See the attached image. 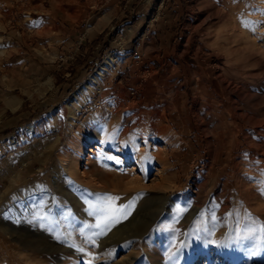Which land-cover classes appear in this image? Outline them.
Here are the masks:
<instances>
[{
	"label": "rangeland",
	"instance_id": "1",
	"mask_svg": "<svg viewBox=\"0 0 264 264\" xmlns=\"http://www.w3.org/2000/svg\"><path fill=\"white\" fill-rule=\"evenodd\" d=\"M101 1H94L97 13ZM154 4L159 17L148 12ZM118 6L101 35L82 45L79 35L48 72L68 114L65 105L96 81L118 31L136 27L138 36L159 21L164 34L153 43L169 57L152 58L154 66L147 58L123 76L145 114L136 121L127 106L108 109L90 97L75 123L62 122L60 138L31 163L32 184L0 206V242L15 247H0V264H118L127 257L130 264H264V67L255 64L264 62V0ZM8 8H0V20L11 16ZM11 31L21 28L0 22V38ZM45 80L20 92L40 95ZM33 107L27 101L19 113ZM108 196L126 215L102 222Z\"/></svg>",
	"mask_w": 264,
	"mask_h": 264
},
{
	"label": "crops",
	"instance_id": "2",
	"mask_svg": "<svg viewBox=\"0 0 264 264\" xmlns=\"http://www.w3.org/2000/svg\"><path fill=\"white\" fill-rule=\"evenodd\" d=\"M9 1L7 3L1 0L0 8L9 7L6 13H11V16L0 20L1 25L17 26L21 31H11L8 36L2 35L0 38L3 46L0 48V206L8 200V195L20 193V187L32 184L30 176L35 171L31 163L39 148L45 149V146L59 139L62 122L75 123L77 110L83 108L90 97L105 102L103 106L108 109L127 106L131 109L130 113L140 117L136 121L142 119L145 111L139 110V102V105L135 104L136 90L131 88L129 91L128 85L123 87V76L128 73L136 74L137 67L144 66L147 58L152 60L150 63L154 66L159 61L153 59L169 57L170 54L166 53L171 52H162L153 43L162 39L164 34L159 21L151 24L147 31L138 36H135V31L139 29L136 27L118 31L115 42L105 48L107 55L101 66L97 67L96 81L90 80V85L71 97L70 103L65 105L69 108V113L64 114L57 96L59 87L48 72L50 68H54L50 64L54 59L70 53L75 44H78L79 35L84 34L80 45L84 43V39L101 35L119 15L118 0H102L98 13L93 6L95 0H21V6L15 4L16 0ZM160 7L159 4H154L149 7L148 12L159 17L162 11ZM144 16L148 22L150 14L144 13ZM84 18L87 19L82 20ZM80 22L83 28H79ZM173 31L170 28V32ZM137 38H140V42L136 46ZM135 54L141 56L139 62L133 61ZM172 69L174 71L175 68ZM175 77H172V82ZM44 80L45 83L38 90L40 95L20 92L26 83ZM55 90L47 97L48 103H39L38 100L44 99L45 92ZM128 92L129 96L126 94ZM27 101L34 106L31 112H28L29 115L19 113L26 107ZM46 106L49 107L47 110L42 109ZM3 242H0V247L4 250L15 251V247L5 238Z\"/></svg>",
	"mask_w": 264,
	"mask_h": 264
},
{
	"label": "snow or ice",
	"instance_id": "3",
	"mask_svg": "<svg viewBox=\"0 0 264 264\" xmlns=\"http://www.w3.org/2000/svg\"><path fill=\"white\" fill-rule=\"evenodd\" d=\"M116 197L108 196L102 209V222H111L118 220L122 215H126L122 208L116 206Z\"/></svg>",
	"mask_w": 264,
	"mask_h": 264
},
{
	"label": "bare ground",
	"instance_id": "4",
	"mask_svg": "<svg viewBox=\"0 0 264 264\" xmlns=\"http://www.w3.org/2000/svg\"><path fill=\"white\" fill-rule=\"evenodd\" d=\"M259 53H260V55H262V56H264V51H259ZM252 56L254 57V55L252 54ZM255 64L256 65H258V66H261L262 65V67H264V62L263 61H261V60H256L255 61ZM126 135V134H125ZM138 170V169H137ZM136 169H133V171L132 172H136L137 171ZM152 195V194H151ZM147 198V197H146ZM139 200V199H138ZM142 200V199H141ZM151 200H152V196H151V199H148V201L149 202H151ZM146 201V200H145ZM142 202V201H141ZM148 203V202H147ZM144 205V204H143ZM206 258V257H205ZM131 257L128 259V257L127 258H123V259H121L119 262H118V264H130L131 263ZM208 259H202V260H198L197 261V263L196 264H208ZM217 263V262H216ZM115 264V263H114ZM195 264V263H194Z\"/></svg>",
	"mask_w": 264,
	"mask_h": 264
},
{
	"label": "built area",
	"instance_id": "5",
	"mask_svg": "<svg viewBox=\"0 0 264 264\" xmlns=\"http://www.w3.org/2000/svg\"><path fill=\"white\" fill-rule=\"evenodd\" d=\"M141 60V56L139 55V54H135L134 56H133V61H135V62H139Z\"/></svg>",
	"mask_w": 264,
	"mask_h": 264
}]
</instances>
